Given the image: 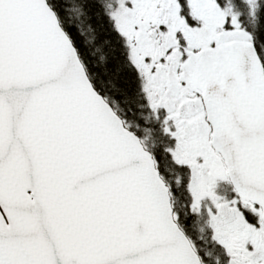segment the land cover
I'll return each instance as SVG.
<instances>
[{
	"label": "snow or ice",
	"instance_id": "snow-or-ice-1",
	"mask_svg": "<svg viewBox=\"0 0 264 264\" xmlns=\"http://www.w3.org/2000/svg\"><path fill=\"white\" fill-rule=\"evenodd\" d=\"M0 264H264V0H0Z\"/></svg>",
	"mask_w": 264,
	"mask_h": 264
}]
</instances>
